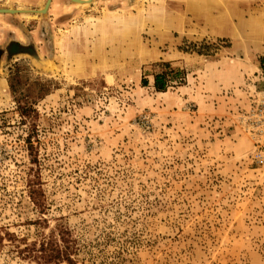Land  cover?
Instances as JSON below:
<instances>
[{"label":"rangeland","instance_id":"rangeland-1","mask_svg":"<svg viewBox=\"0 0 264 264\" xmlns=\"http://www.w3.org/2000/svg\"><path fill=\"white\" fill-rule=\"evenodd\" d=\"M46 2L0 0V264H45L56 228L74 264H264V142L239 121L264 0Z\"/></svg>","mask_w":264,"mask_h":264},{"label":"trees","instance_id":"trees-1","mask_svg":"<svg viewBox=\"0 0 264 264\" xmlns=\"http://www.w3.org/2000/svg\"><path fill=\"white\" fill-rule=\"evenodd\" d=\"M155 87L159 91H163L166 87L165 77L163 74L155 75ZM20 108L24 115H29L32 111L36 112L31 106H24L20 104ZM68 231L66 228H56L53 234L48 239V242H43L41 255H44L45 264H51L53 261H67L74 264L76 250L71 245V240L67 236Z\"/></svg>","mask_w":264,"mask_h":264},{"label":"built area","instance_id":"built-area-1","mask_svg":"<svg viewBox=\"0 0 264 264\" xmlns=\"http://www.w3.org/2000/svg\"><path fill=\"white\" fill-rule=\"evenodd\" d=\"M239 121L246 134L251 135L257 142H264V90L256 91L249 110L240 114ZM254 157L260 164H264L262 150L255 151Z\"/></svg>","mask_w":264,"mask_h":264},{"label":"bare ground","instance_id":"bare-ground-1","mask_svg":"<svg viewBox=\"0 0 264 264\" xmlns=\"http://www.w3.org/2000/svg\"><path fill=\"white\" fill-rule=\"evenodd\" d=\"M85 1H87V0H85ZM51 2H52V0H47L45 6H44L42 9L38 10V11H41V12H42V11H43V12L46 11V10L49 8ZM3 11H6V9L0 7V12H3ZM12 11H16V10H14L13 8H9V9H7V12H12ZM20 11L23 12V10H20ZM11 46H12V47H10V49H11L12 52H15V51L21 49V48H19V47L16 46V45H11ZM13 49H14V50H13Z\"/></svg>","mask_w":264,"mask_h":264},{"label":"water","instance_id":"water-1","mask_svg":"<svg viewBox=\"0 0 264 264\" xmlns=\"http://www.w3.org/2000/svg\"><path fill=\"white\" fill-rule=\"evenodd\" d=\"M3 12H7V9H6V11H3ZM12 45H16V44H12ZM16 46H18V45H16ZM12 47V46H11ZM19 47V46H18ZM20 48V47H19ZM22 49V48H21Z\"/></svg>","mask_w":264,"mask_h":264},{"label":"crops","instance_id":"crops-1","mask_svg":"<svg viewBox=\"0 0 264 264\" xmlns=\"http://www.w3.org/2000/svg\"><path fill=\"white\" fill-rule=\"evenodd\" d=\"M153 83H155V77H154V81H153Z\"/></svg>","mask_w":264,"mask_h":264}]
</instances>
